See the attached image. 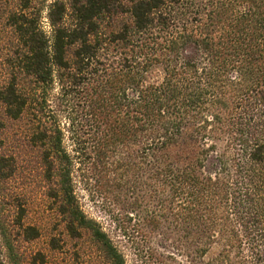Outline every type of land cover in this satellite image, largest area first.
Instances as JSON below:
<instances>
[{
    "label": "trees",
    "instance_id": "trees-1",
    "mask_svg": "<svg viewBox=\"0 0 264 264\" xmlns=\"http://www.w3.org/2000/svg\"><path fill=\"white\" fill-rule=\"evenodd\" d=\"M7 4L0 264H24L18 242L39 237L24 222L27 146L38 151L31 173L49 191L58 186L51 196L61 198L69 230L88 228L124 264L74 205L63 144L64 129L78 126L96 129L102 159L122 140L129 158L142 154L143 214L152 228L172 218L189 264H264V0H52L45 17L33 0H0ZM24 119L10 142L9 122Z\"/></svg>",
    "mask_w": 264,
    "mask_h": 264
},
{
    "label": "rangeland",
    "instance_id": "rangeland-1",
    "mask_svg": "<svg viewBox=\"0 0 264 264\" xmlns=\"http://www.w3.org/2000/svg\"><path fill=\"white\" fill-rule=\"evenodd\" d=\"M33 2L42 8L45 17L46 6L52 0ZM10 4L0 5V14ZM45 21L43 18V27L49 31ZM80 116L78 113V120H82ZM26 123V119L9 122L6 135L10 142L16 138L14 135L26 129ZM76 128L64 129L67 131L63 145L72 157V189L78 210L106 233L124 264H189L176 251L172 218L152 228L155 223L148 224L143 214V202L147 198L143 199L142 154L138 152L135 158H129L130 149L122 140L114 146L109 158L102 159L93 149L98 144L96 129ZM24 154L30 195L24 222L39 231L38 238L18 242L24 264H113L91 230L77 224L75 231L69 230L70 219L60 211L61 198L51 196L58 186L50 184L49 191L40 173L29 170L38 167V151L27 146ZM149 205L153 204L149 202Z\"/></svg>",
    "mask_w": 264,
    "mask_h": 264
}]
</instances>
